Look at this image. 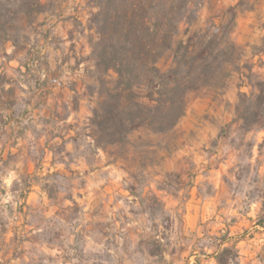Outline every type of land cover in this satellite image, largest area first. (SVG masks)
<instances>
[{"label":"rangeland","instance_id":"1","mask_svg":"<svg viewBox=\"0 0 264 264\" xmlns=\"http://www.w3.org/2000/svg\"><path fill=\"white\" fill-rule=\"evenodd\" d=\"M195 1L176 40L233 16L237 57L173 130L123 146L92 140L93 0H41L0 40V264H216L223 237L238 264H264V106L259 125L241 109L264 102V0Z\"/></svg>","mask_w":264,"mask_h":264},{"label":"trees","instance_id":"2","mask_svg":"<svg viewBox=\"0 0 264 264\" xmlns=\"http://www.w3.org/2000/svg\"><path fill=\"white\" fill-rule=\"evenodd\" d=\"M94 37L90 40L96 82V106L89 125L96 148L123 146L138 130L165 134L175 128L186 110L188 93L216 84L225 65L237 57L231 41L233 16L218 26L185 30L180 25L197 18L195 0H93ZM0 0V40L17 42L11 33L32 23L43 4L41 0H11L13 18L4 20ZM171 53V64L161 71L157 63ZM241 101L242 119L260 124L256 109L263 110L262 96ZM255 109V106H254ZM252 110V112H250ZM259 123V124H258ZM223 237L214 253L216 264H238L235 245L224 246ZM152 256H158L150 252Z\"/></svg>","mask_w":264,"mask_h":264}]
</instances>
